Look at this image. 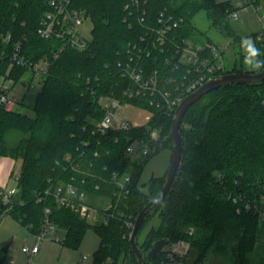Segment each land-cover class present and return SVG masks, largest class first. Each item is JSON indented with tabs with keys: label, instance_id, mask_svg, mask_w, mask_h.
Returning a JSON list of instances; mask_svg holds the SVG:
<instances>
[{
	"label": "trees",
	"instance_id": "16d2710c",
	"mask_svg": "<svg viewBox=\"0 0 264 264\" xmlns=\"http://www.w3.org/2000/svg\"><path fill=\"white\" fill-rule=\"evenodd\" d=\"M261 1L244 0L254 7H259ZM70 3L92 24L87 48L81 52L62 46L61 41L38 36L39 21L48 10L45 0H0V77L10 79L13 85L21 82L26 88L14 110L0 107V158L20 162L17 193L7 203L0 198V218L9 209L6 215L36 234L46 206L51 225L64 231L60 241L63 246L77 249L90 228L99 238L92 264H123L128 256L136 264L128 243L132 226L128 227L124 219L133 225L139 211L161 190L166 173L140 183L143 167L152 156L125 157L124 135H118L117 142L113 138L106 140L103 146L110 150V155L94 163L99 171L101 165H107L109 171L130 174L129 196L120 218L90 225L52 199L37 202V196L49 183L67 182L74 175L63 157L76 154L84 140L93 144L95 139L90 132L104 114L101 101L111 96L121 99V91L127 86V80L120 77L118 64L126 59L129 47L146 35L147 28L156 24L161 12L180 21L171 34L175 41L188 40L204 46L198 43L200 33L195 27V17L204 14L209 27L232 37L233 42H241L230 19L238 8L230 0H70ZM7 35L9 43L4 40ZM15 44H19L21 55L29 62L47 60L46 73L38 80L25 67L14 64L9 69V53ZM207 46L206 53L210 55L212 45ZM254 47L248 55H255L258 68L250 73L264 70V43H255ZM172 55V51H149L143 62L165 75L171 73V65L165 61ZM242 72L224 69L214 77ZM263 101L264 81L218 88L187 109L180 126L178 171L167 195L145 215L136 233V244L144 257L157 240H166L168 244L183 240L189 244L190 252L196 254L193 264H202L211 249L229 252L237 264H245L257 243L258 226L264 221L256 212L238 210L227 194H240L264 212ZM123 102L148 108L145 101ZM18 106L30 109L32 116L19 112ZM153 115L150 126L161 130L165 138L162 148L171 149L172 116L158 112ZM135 132L127 135L143 136L144 130ZM87 182L94 185L98 181L90 178ZM112 190L106 185L97 193L110 198ZM155 215L158 225L142 234L145 223ZM164 255L161 251L146 262L182 264L186 259L177 263L166 260ZM5 258L6 249L0 248V264Z\"/></svg>",
	"mask_w": 264,
	"mask_h": 264
},
{
	"label": "built area",
	"instance_id": "2783aa9c",
	"mask_svg": "<svg viewBox=\"0 0 264 264\" xmlns=\"http://www.w3.org/2000/svg\"><path fill=\"white\" fill-rule=\"evenodd\" d=\"M48 10L43 13L38 27L37 34L44 40L61 41L62 46L76 51H83L87 48L89 40L82 35L81 27L87 19L80 12L72 8L70 0H45ZM134 5L138 6L135 1ZM237 11L230 15L231 20L239 19L240 10L247 7L237 3ZM261 28L259 33L252 36V43H264V15L259 18ZM142 21V19H140ZM180 21L174 19L166 12H161L154 26L147 28L146 35L140 37L136 44L129 47L128 55L123 62L118 64L120 77L127 80V86L121 91L120 98L111 96L101 101L104 111L102 118L94 123L90 136L95 139L93 144L90 140H84L81 149L73 156L67 154L63 161L68 169L74 173L69 181L58 180L51 182L37 196V202L52 199L56 205L75 213L79 218L88 221L91 225L106 223L109 219L120 218L123 215L122 209L126 207L129 196L130 174L128 172L109 171L107 165H101L100 171L95 169V161L103 156H109L110 150L104 147L106 140L113 138L117 142L118 135H124L127 146L124 149V156L131 159H141L154 155L163 146L164 137L161 130L152 128L150 123L153 114L162 113L173 116L180 102L189 94L193 93L205 82L214 77L215 73L224 70L222 52L217 47H211L210 55L206 53L208 46L195 45L188 40L175 41L171 36L172 31L179 27ZM4 40L9 43L10 35ZM228 44L227 49L233 44ZM226 48V47H225ZM161 53L172 51L173 55L166 59L165 63L171 65V73L163 75L160 69H150L144 65L143 59L149 56V51ZM3 55V54H2ZM1 55V56H2ZM10 66L17 65L27 68L33 73L34 79L46 73L47 60L43 59L38 63L29 62L21 55L19 44H15L9 53ZM56 56V55H55ZM156 61V59H154ZM8 72L6 73V75ZM4 81H11L2 76ZM165 78L163 85L162 81ZM12 82V81H11ZM12 86L0 85V107L5 111H12L16 108V102L9 97ZM123 101H135L147 103L148 108L132 105L146 113L145 123L139 126H132L128 121L117 120L115 111L123 105H131ZM108 102L107 106L104 103ZM264 106V101L262 102ZM144 130L143 136L137 134L127 135L133 131ZM136 133V132H135ZM105 174V175H103ZM75 175L80 177L77 178ZM14 184L17 182V175L11 176ZM97 180L94 185H88L89 179ZM111 186L112 196L108 198L100 192L102 186ZM17 193L16 186L6 189L0 188V198L3 203L10 201ZM227 198L244 211L256 212L258 218L264 221V212L258 211L250 201L238 195L227 194ZM9 209L5 211L7 213ZM50 213L48 207L42 210V225L35 235V241L31 246H23L21 252L28 258V264L39 251L38 242L50 230H55L48 220ZM3 216V215H2ZM1 216V217H2ZM129 227L132 224L124 219ZM192 233V230L189 234ZM59 241V240H58ZM164 258L169 261H181L187 257L190 248L186 241L179 240L168 244L163 248ZM87 258L83 257L82 261Z\"/></svg>",
	"mask_w": 264,
	"mask_h": 264
},
{
	"label": "rangeland",
	"instance_id": "374dc122",
	"mask_svg": "<svg viewBox=\"0 0 264 264\" xmlns=\"http://www.w3.org/2000/svg\"><path fill=\"white\" fill-rule=\"evenodd\" d=\"M225 1V0H217ZM236 6L242 3L247 7L238 13L239 19L232 20L231 25L235 33L239 36L241 42L233 44L228 49V44L233 43V38L220 33L209 27L208 21L204 14L200 13L195 17V27L200 33L198 35L199 44L204 46H217L222 52V60L226 70L238 69L246 72H253L258 67L255 55H248L253 52L255 47L249 45L252 43V35L259 33L261 23L259 18L264 15V0L259 7H254L244 0H230ZM92 24L89 20L84 21L81 27L82 35L85 39H90ZM211 46V47H212ZM226 47V48H225ZM26 76L25 84L27 82ZM0 85L12 86L9 97L16 103L20 100L26 88L19 82L15 85L11 81H4L0 77ZM108 102L104 103L107 106ZM18 111L32 116L30 109L18 106ZM146 113L132 105H123L115 111L117 120L128 121L132 126L144 124ZM171 159V149L168 147L160 148L144 165L140 183H147L153 178L163 176L168 170ZM20 162L11 159L0 158V188L9 189L13 187L14 181L11 174L16 176L19 173ZM12 176V177H13ZM88 223V221H87ZM159 223L158 216L155 215L144 225L142 234L150 227H155ZM90 224V223H89ZM91 225V224H90ZM257 243L251 254L246 257L245 264H264V224L258 226ZM64 238V231L55 228L52 232L49 230L46 235L38 242L39 251L31 259L32 264H92L93 255L98 248L99 238L93 229H87L79 243L77 249H71L63 246L60 241ZM59 240V241H58ZM35 241V235L30 233L25 227H22L10 215H3L0 218V248L6 249V258L3 264H28V258L21 252L23 246H31ZM196 254L189 251L186 259L182 264H193ZM86 257L85 261L82 258ZM131 260V257L128 256ZM124 264V263H123ZM202 264H237L229 252L219 253L212 249L208 251Z\"/></svg>",
	"mask_w": 264,
	"mask_h": 264
},
{
	"label": "water",
	"instance_id": "95a60500",
	"mask_svg": "<svg viewBox=\"0 0 264 264\" xmlns=\"http://www.w3.org/2000/svg\"><path fill=\"white\" fill-rule=\"evenodd\" d=\"M264 81V70L256 73H228L215 76L205 82L201 87L193 93L186 96L176 108L170 126L171 138V159L168 170L166 171L164 183L159 193L152 198L137 214L132 225L131 233L128 238L130 250L133 253L136 264H147L146 259L152 260L158 256L164 247L168 245L166 240H157L153 242L150 250L144 257L136 244V233L142 223L145 215L158 203H160L167 195L172 181L178 171L181 159V135L180 126L182 118L187 109L204 95L218 88L226 87L234 84H257ZM15 109V107H14Z\"/></svg>",
	"mask_w": 264,
	"mask_h": 264
},
{
	"label": "crops",
	"instance_id": "0c3cea01",
	"mask_svg": "<svg viewBox=\"0 0 264 264\" xmlns=\"http://www.w3.org/2000/svg\"><path fill=\"white\" fill-rule=\"evenodd\" d=\"M124 264H134L130 259H127Z\"/></svg>",
	"mask_w": 264,
	"mask_h": 264
}]
</instances>
